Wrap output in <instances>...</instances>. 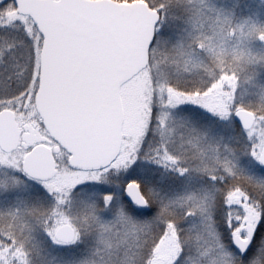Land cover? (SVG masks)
I'll return each instance as SVG.
<instances>
[{"label":"snow or ice","instance_id":"snow-or-ice-1","mask_svg":"<svg viewBox=\"0 0 264 264\" xmlns=\"http://www.w3.org/2000/svg\"><path fill=\"white\" fill-rule=\"evenodd\" d=\"M0 264H264V0H0Z\"/></svg>","mask_w":264,"mask_h":264}]
</instances>
